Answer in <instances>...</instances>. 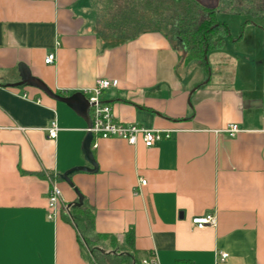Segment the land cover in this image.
Masks as SVG:
<instances>
[{
  "label": "crops",
  "instance_id": "0c3cea01",
  "mask_svg": "<svg viewBox=\"0 0 264 264\" xmlns=\"http://www.w3.org/2000/svg\"><path fill=\"white\" fill-rule=\"evenodd\" d=\"M195 1L223 22L222 10L243 14L249 33L264 18V0ZM100 2L0 0V264H142L151 252L156 264H264L260 44L253 36L249 51L258 55L250 60L228 53L244 36L233 38L228 26L231 39L207 52L206 72L180 62L161 31L100 37ZM47 53L52 63L43 62ZM24 75L62 97L96 78L115 80L100 93L115 119L169 136L146 147L87 133L82 111L17 84ZM230 123L233 136L223 131ZM70 169L68 182L61 174ZM53 176L60 204L50 219ZM77 192L81 211L72 217ZM209 213L213 226L191 224ZM218 251L227 254L222 261Z\"/></svg>",
  "mask_w": 264,
  "mask_h": 264
},
{
  "label": "trees",
  "instance_id": "16d2710c",
  "mask_svg": "<svg viewBox=\"0 0 264 264\" xmlns=\"http://www.w3.org/2000/svg\"><path fill=\"white\" fill-rule=\"evenodd\" d=\"M96 30L100 37L119 42L143 31H161L176 43L180 62H197L206 72L204 55L224 39H231L225 22L216 19L214 8L195 0H101ZM71 208L72 217L81 211V206Z\"/></svg>",
  "mask_w": 264,
  "mask_h": 264
},
{
  "label": "built area",
  "instance_id": "2783aa9c",
  "mask_svg": "<svg viewBox=\"0 0 264 264\" xmlns=\"http://www.w3.org/2000/svg\"><path fill=\"white\" fill-rule=\"evenodd\" d=\"M54 59L53 53H47L44 58V63H52ZM115 80H108L105 78H96L89 88L83 89L80 93L85 97L88 104V117L89 124L86 126V132L101 138L116 137L124 140L130 145H134L138 140L149 147L162 138L169 136L168 130H158L153 128H142L132 123L124 124L115 119L111 107L102 102L100 93L103 89L115 85ZM238 130L236 124H228L223 131L228 136H233ZM57 127L54 122L47 128V136L54 138L56 135ZM55 175V174H54ZM55 176L49 179L50 187L46 198V217L54 218L58 211L60 204V190L56 184ZM139 185H144L143 178L138 179ZM197 229L204 226H213L215 224V217L213 214H205L203 216H194L190 219ZM226 253L218 251L216 253V261H222L226 257ZM142 264H156L154 252H151L147 258L141 259Z\"/></svg>",
  "mask_w": 264,
  "mask_h": 264
},
{
  "label": "rangeland",
  "instance_id": "374dc122",
  "mask_svg": "<svg viewBox=\"0 0 264 264\" xmlns=\"http://www.w3.org/2000/svg\"><path fill=\"white\" fill-rule=\"evenodd\" d=\"M241 15L243 14H239V13H227L226 11H220V13H217V17L225 20V22H227V27L230 28V33L233 35L232 37L235 38L237 37L240 33H243L244 36L242 37V39L240 41H235L234 44L231 45H227L229 46L227 48V52L229 51L231 54H237L238 57L239 54L242 56H246L248 57L247 59L250 60L253 56L257 55L254 53L250 54L251 51L250 48L252 46H250V40L252 39V37L254 36L257 40V43L260 44L259 47V52L261 53L262 57L264 56V18H259V17H255L254 22H256L260 27V29H256L255 31H252L253 33H249L250 29H246L241 30L243 24H244V20L245 18L242 17ZM245 25V24H244ZM253 34V35H252ZM174 45H176V43H173ZM227 44V43H226ZM253 48V47H252ZM228 52V53H229ZM242 58V57H241ZM245 58V57H244ZM242 64H239L238 68H239V72L244 71V68L246 66H244Z\"/></svg>",
  "mask_w": 264,
  "mask_h": 264
},
{
  "label": "water",
  "instance_id": "95a60500",
  "mask_svg": "<svg viewBox=\"0 0 264 264\" xmlns=\"http://www.w3.org/2000/svg\"><path fill=\"white\" fill-rule=\"evenodd\" d=\"M204 59L206 60L205 55H204ZM22 83H30V84L38 85L41 88H43L44 90H46L54 98L68 102L69 104H71L74 107V109H76L78 111H82L85 114V116L87 117V120H88V124H89L88 104H87V101H86V99L82 93L77 92V93L72 94L69 97H62V96H59L57 94H53L52 92L47 90V88H45L44 85H42L37 78L32 77V76H28V75H24L21 78V80L19 82H17V84H22ZM91 164H93V167L90 168V170H94L95 169L94 163L92 161H91ZM75 169H80V168H75ZM71 171L72 170L70 169V170L63 172L61 174V178H63L64 180L69 182L68 173H70ZM76 194H77V200H76V202L72 203L73 206H78L81 204L82 197L78 192Z\"/></svg>",
  "mask_w": 264,
  "mask_h": 264
}]
</instances>
